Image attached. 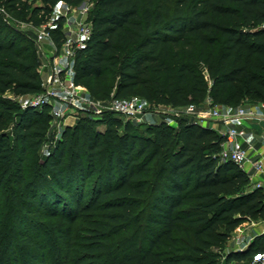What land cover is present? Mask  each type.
Listing matches in <instances>:
<instances>
[{
  "label": "trees",
  "instance_id": "obj_1",
  "mask_svg": "<svg viewBox=\"0 0 264 264\" xmlns=\"http://www.w3.org/2000/svg\"><path fill=\"white\" fill-rule=\"evenodd\" d=\"M85 1L0 0V95L43 90L36 33L12 25L40 27L60 2ZM90 19L74 77L98 98L264 101V0H95ZM64 21L50 28L58 46ZM114 114L67 127L44 155L49 111L0 97V264H247L264 250V233L226 249L240 224L264 219V190L221 159L222 131L188 117L122 131Z\"/></svg>",
  "mask_w": 264,
  "mask_h": 264
},
{
  "label": "built area",
  "instance_id": "obj_2",
  "mask_svg": "<svg viewBox=\"0 0 264 264\" xmlns=\"http://www.w3.org/2000/svg\"><path fill=\"white\" fill-rule=\"evenodd\" d=\"M76 8V6H75ZM74 7L65 2H60L56 7V16H64L63 43L56 45V52L51 58L50 71L47 73L45 82H42L43 90L35 93L31 101L22 103L23 109L47 110L52 116L51 126L56 127L57 133L61 135L63 131L62 119L71 110H80L93 115L94 118L101 119L107 112H115L125 116L131 123L139 125L148 122V106L146 100L137 94L131 96H117L112 92L106 99L98 98L91 91L82 87L75 80V59L79 50L86 49L92 39L94 26L93 22L87 18L89 7H80V13L72 12ZM53 19L49 20L42 29L36 32L37 51L42 52L43 42L47 38H52L50 28ZM49 64L42 63L44 67ZM42 69V71H43ZM205 103L211 107L202 109L200 114L210 115L224 122L227 126L225 131L226 140L223 143L220 156L223 161H231L242 170L246 171L254 184V188L264 190V155L253 156L249 150L248 132L246 126L235 125L234 119H241L251 116L264 117V101L252 105L249 108H237L233 112L227 107L213 105V100L207 98ZM172 107V106H171ZM199 105L189 103L183 108L188 113L198 112ZM199 116V114H198ZM258 176V179H255ZM247 264H264V250L257 253Z\"/></svg>",
  "mask_w": 264,
  "mask_h": 264
},
{
  "label": "rangeland",
  "instance_id": "obj_3",
  "mask_svg": "<svg viewBox=\"0 0 264 264\" xmlns=\"http://www.w3.org/2000/svg\"><path fill=\"white\" fill-rule=\"evenodd\" d=\"M94 4H95V0H86L85 2H83L82 4L76 6V8L74 7V9L72 10V12H75L76 14H80L81 16V13H80V7H82L83 5H86L87 7H89V12H88V15H87V18L89 20L90 17H91V10L92 8L94 7ZM54 17H56V11H55V8L53 9V12H52V15H51V19L52 20ZM42 25H46V23L42 24ZM42 25L40 27H34L31 23L27 22V23H20V24H13L12 26L14 27V29L16 31H20L22 33H29V32H38L42 29ZM30 30H33V31H30ZM36 44V42H35ZM43 51L42 52H38L37 51V54H38V57L40 59V62L41 64L43 63H46V64H49L51 62V56L53 54H55L56 52V45L55 43L53 42L52 38H47L44 40L43 42ZM36 46V45H35ZM39 66V72L41 74V79H42V82H45L46 78H47V73L50 71V64L49 66L47 65V67L45 66L44 69H43V65ZM43 69V71H42ZM118 80V77H115V81ZM82 87L88 89L89 91H91V88H90V82H81L79 83ZM0 97L4 100H8L9 102L13 103V104H18L19 108L22 109V106L21 104L22 103H25V102H29L33 99L34 97V93H30V92H21V93H15L13 91H7L5 93H2L0 95ZM147 102V101H146ZM261 102V101H260ZM260 102H257L255 104H259ZM254 103H250L248 102V100L246 99L245 101H241L239 102L238 104H235L234 106H231V108L229 109L231 112H233L235 109L237 108H249L251 107L252 105H255ZM147 106H148V114H147V119L149 120L148 122L146 123H143L142 125L143 126H147V125H153V124H172V125H175L177 126L178 124V121L179 119L183 118V117H188L189 119H194V120H197L200 122V118L198 116V114H200V111L202 109H207V108H210L211 106L208 104V103H203V104H200L199 107H198V112L196 113H188L186 112L183 108H175V107H171L169 105H163V104H160V105H157V104H154V103H150V102H147ZM212 108V107H211ZM224 109H226V107L224 106ZM41 111L40 110H35V113H40ZM112 115V114H111ZM114 116L118 117L119 120L121 121V127H120V130H124V126L128 123H130V121L125 117V116H122L121 114H114ZM210 116V115H209ZM93 118V115L89 114V113H84L80 110H71L69 112H67V115L65 118L62 119V124H63V130H65L67 127L68 128H74V126H76V124L78 122H81L83 124L85 123H91V120ZM250 119L249 117H246V119ZM258 119H264L263 116H251V120H258ZM203 121H201L202 123ZM210 122H212V120H210ZM235 125H241V126H246L244 125V123H239V121H234ZM243 122V121H242ZM221 131H225L227 129V126L225 123H221ZM94 126H96V124H94ZM141 126V125H140ZM99 130H105L106 127L104 125H99L98 127ZM57 128L55 127H51V132L49 134V137H48V141H47V144L44 145V147H42L41 149V152L45 155V154H48L50 152V144L53 143L54 145V142H56V140L61 136V135H55L57 133ZM71 132V141L74 137V129H71L70 130ZM53 139V140H52ZM14 139H12V144H15ZM52 140V141H51ZM52 145V146H53ZM67 148H68V151H69V154H68V164L69 165H72L73 163V157H72V151H71V142H68V145H67ZM90 187H91V184H90ZM89 187V188H90ZM10 191H9V186H6L4 188V194L1 198L2 200V206H1V210L3 211L4 215H5V212L9 210V206L11 204V200H10V195H9ZM88 199V197H86L84 199V202H86ZM226 249H228V246H226ZM233 264H237V263H233Z\"/></svg>",
  "mask_w": 264,
  "mask_h": 264
},
{
  "label": "crops",
  "instance_id": "obj_4",
  "mask_svg": "<svg viewBox=\"0 0 264 264\" xmlns=\"http://www.w3.org/2000/svg\"><path fill=\"white\" fill-rule=\"evenodd\" d=\"M220 107L224 108V106L222 105ZM225 107L231 108V106H225ZM199 118L201 119L200 122L203 121L202 122L203 125H208L214 129L221 131L220 124L224 123L221 120L210 117L207 114L204 115L199 114ZM249 118L250 119L248 118L234 119V121H239V123H244V125H246L248 132V140H249L248 146L251 155L253 156L264 155V119L251 120V117ZM210 120H212V122H210ZM255 179H258V176H255ZM250 183L254 184L252 180ZM263 233H264V219L243 222L236 228L232 238L228 241L227 243L228 249L232 251L245 250L257 235ZM233 263L246 264L243 261L241 262L235 261Z\"/></svg>",
  "mask_w": 264,
  "mask_h": 264
}]
</instances>
